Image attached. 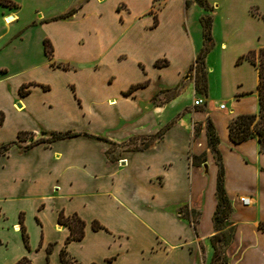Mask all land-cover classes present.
Segmentation results:
<instances>
[{"label":"crops","instance_id":"crops-1","mask_svg":"<svg viewBox=\"0 0 264 264\" xmlns=\"http://www.w3.org/2000/svg\"><path fill=\"white\" fill-rule=\"evenodd\" d=\"M185 1L79 0L47 15L36 1L33 20L19 5H0V146L16 141L0 153V264H60L61 257L64 264H209L217 167L206 119L229 203L226 264H264V152L255 137L232 143L227 129L230 119L257 111L256 92L255 110L245 109L246 93L230 92L220 77L228 110L207 91L192 105L200 95L198 19L212 9ZM180 84L192 95L187 110L181 99L155 102ZM51 131L79 134L22 150L28 141L19 133ZM88 135L115 144L156 138L143 149L110 151ZM59 214L82 221L79 239H66Z\"/></svg>","mask_w":264,"mask_h":264},{"label":"rangeland","instance_id":"rangeland-1","mask_svg":"<svg viewBox=\"0 0 264 264\" xmlns=\"http://www.w3.org/2000/svg\"><path fill=\"white\" fill-rule=\"evenodd\" d=\"M16 7L19 5L21 15L24 19L36 18L39 13L33 12V6L37 1L40 10L45 15L53 14L62 11L69 5L74 4L79 0H10ZM81 1V0H80ZM211 7V25L209 28L210 45L205 54V78L206 91L209 97L217 102L225 104V111L228 110L229 99L220 92V77H223V82L228 84L230 92L233 90H242L246 94L243 96L246 99L242 103L245 109L255 110V71L244 55L256 50L259 47H264V0H206ZM1 5V4H0ZM196 9L199 10V8ZM224 45L219 47V43ZM210 65L213 67L209 73ZM203 98V95H200ZM191 93L184 86L176 88H167L161 90L154 96L155 102L160 104L164 102H172L173 100L181 99L185 106V110L191 104ZM252 113H255L252 112ZM44 134H22V138L28 143L37 139ZM157 136V135H156ZM156 137L130 138L120 144H111L110 151H116L119 148H141L144 145L151 144ZM109 151V152H110ZM193 218H195L193 216ZM224 242L221 246V256L224 262V252L230 241V229L226 228L223 231ZM12 248V245H9ZM0 250V261H1ZM26 264V263H23Z\"/></svg>","mask_w":264,"mask_h":264},{"label":"trees","instance_id":"trees-1","mask_svg":"<svg viewBox=\"0 0 264 264\" xmlns=\"http://www.w3.org/2000/svg\"><path fill=\"white\" fill-rule=\"evenodd\" d=\"M199 7L204 10H210L211 7L207 4L206 0H192ZM0 4L6 6H15L13 2L10 0H0ZM185 5H188V1H185ZM74 12V8H70L66 10L63 14L57 15L53 17V19L64 18L71 15ZM199 24L201 27V35H202V45L198 52L194 57V76H193V87L195 92L199 94H204L206 91V78H205V70L203 65V59L206 52L209 49L210 45V37H209V28L211 24V17L209 15L200 16ZM43 52L46 56L50 55L51 47L46 39H42ZM244 57L249 61L251 66L256 72V84H255V92L257 99V111L251 114H239L234 118L230 119L227 124L228 129V137L232 143L240 142L247 138L255 137L258 142V148L260 151L264 152V47H259L256 50L247 52ZM24 85L19 87V92L23 93ZM2 115L0 113V121ZM21 134H18V140L22 139ZM79 133L71 132V131H63V132H55L51 131L47 136H40L37 139L33 140L30 143L25 144L22 147V150H26L33 144L37 143H47L50 141H54L60 138H66L78 135ZM86 135L85 133H83ZM205 135L206 142L210 152L213 155L217 171L215 177V207L212 214V223L214 233L209 238L210 246L212 248V254L209 260V264H220L223 257L221 256V246L223 245V231H220L222 227L227 226L226 228L230 229V238H231V227L228 226L229 222H227V216L229 213V203L224 194L223 190V168L220 162V157L218 151L216 149V145L218 143L217 136L213 130L211 122L209 119H206L205 122ZM94 139H99L108 143L109 145L113 144L108 142L106 139L102 137L88 135ZM152 137V136H151ZM16 141H12L10 143H6L0 146V153L4 152L10 145L15 144ZM147 145H144L141 148L143 149ZM109 152V151H108ZM192 162H196V158L192 157ZM197 162H199L197 160ZM186 216V215H184ZM186 219H188L186 217ZM192 225L195 227L196 220L195 218L188 219ZM57 221L59 224H64L69 228V234L66 239H79L82 235V226L83 223L81 220L76 218L75 216L63 217L62 215H58ZM258 226L264 230V222H260ZM93 228H98L96 223L92 224ZM225 260V258H224ZM226 262V260L224 261ZM26 263L25 258L19 259L14 264H23ZM64 264V259L61 257V263Z\"/></svg>","mask_w":264,"mask_h":264},{"label":"built area","instance_id":"built-area-1","mask_svg":"<svg viewBox=\"0 0 264 264\" xmlns=\"http://www.w3.org/2000/svg\"><path fill=\"white\" fill-rule=\"evenodd\" d=\"M200 95H196L193 97V99H192V105L193 106H200L203 104V98ZM218 108L219 109L222 108V103L218 104ZM240 202L242 204H248L249 200L247 197H242V198H240Z\"/></svg>","mask_w":264,"mask_h":264}]
</instances>
